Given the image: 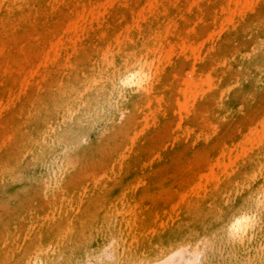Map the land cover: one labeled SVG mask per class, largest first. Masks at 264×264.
<instances>
[{"label": "rangeland", "instance_id": "1", "mask_svg": "<svg viewBox=\"0 0 264 264\" xmlns=\"http://www.w3.org/2000/svg\"><path fill=\"white\" fill-rule=\"evenodd\" d=\"M74 1L72 6L69 0H0V264H27L24 257L34 252L42 236L51 251L57 252L54 264H62L72 244L86 234L91 235V251L79 250V264H106L115 233L125 239L135 234L139 246L151 250L146 243L149 238H159L184 219L189 221L186 243L194 241V253L189 252L190 246L180 247V253L189 257L174 264H264V202L254 199L251 189L235 190L228 183L232 170L242 175L244 160L258 162V157L262 158L264 1L253 0L250 11L232 16L229 27L196 50L190 69L183 62L165 59L164 46L143 55L147 72L157 74L169 87L170 118L160 117L159 123L146 116L141 118V123L148 126L142 133L136 132L140 140L133 144L132 139L131 150L125 152L124 146L114 159L121 173H110V161L92 162L90 158L71 164L70 174L66 175L62 167L67 160L63 161L57 152L38 164L24 145L31 127L45 118L43 109L53 120L50 122L55 121L53 99L63 90L64 71L76 76L75 81L82 78L81 74L89 76L93 72L87 69L98 50H80L70 60L60 55L53 62L47 61L42 52L43 44L64 37L73 7L84 3L88 8L98 0ZM191 1L168 3L173 9H187ZM220 3L206 0L200 5L202 13L215 11ZM169 8L168 19L173 22ZM110 14L115 20L119 12ZM191 22L189 15L183 20L186 26ZM211 27V19L204 15L198 22L199 35L207 39ZM254 40L263 41L261 52H254L259 53L255 62L251 52ZM162 41L166 44L164 38ZM235 70L241 72L242 80ZM37 71L42 77L37 78ZM235 76L238 79L233 82ZM185 79L190 80L187 85ZM189 91L192 94L186 96ZM113 119L115 115L101 117L95 140H103L114 131ZM124 121L126 118L120 116L117 124ZM184 122L188 125L182 126ZM132 123H140L138 116L132 117ZM70 128L65 130L69 132ZM62 147L59 145V150ZM261 164L254 185L263 187L264 192ZM114 182L123 191L109 188ZM100 197L116 207L106 204L103 212L85 216L87 203ZM121 205L125 211L130 205H136V212L141 211L128 231L121 225L127 218ZM236 211L245 212L249 220L240 238L232 237L229 226L222 224ZM69 221L80 222L76 237L67 228ZM104 222L111 227L106 230ZM97 231L102 233L98 235ZM55 237L62 244L60 250ZM116 243V250L121 252L123 244L120 240Z\"/></svg>", "mask_w": 264, "mask_h": 264}, {"label": "bare ground", "instance_id": "2", "mask_svg": "<svg viewBox=\"0 0 264 264\" xmlns=\"http://www.w3.org/2000/svg\"><path fill=\"white\" fill-rule=\"evenodd\" d=\"M69 1L72 2V6L75 5L74 0ZM252 1L221 0L219 7H215V11L206 10L207 14L202 13L203 10L200 7L206 3V0H192V4L187 9H173L172 4L168 3L171 0H98L93 1L88 8L84 6V3H82L83 6L73 7V17L63 30L64 37L57 42L50 40L43 44L42 52L47 61L53 62L57 61L56 59L60 55L70 60L80 50H98V55L92 58L94 63L87 69H92L93 72L89 76L81 74L82 78L75 81L76 76L69 75L65 73L66 70L64 71L61 79L63 90L53 99L55 110L52 114L55 121L50 122L53 120L49 118V113L43 109L42 113L45 118L31 127L30 137L24 145V149L31 152L32 158L38 164L50 160L52 155L57 152L63 161L67 160L62 167L63 173L66 175L70 174L71 164H80L82 160L90 158L93 159L92 162L110 161L113 164L110 167V173L112 175L121 173L122 170L118 169L117 164H114V159L116 156L118 159L124 146L125 152L131 150L132 139L133 144L137 139L140 140L139 135H135L136 132L139 130L142 133V129L148 126L146 122L141 123V118L144 120L146 116V118L155 121L160 117L169 119L172 112L167 107V99L170 96L169 87L164 86L161 78H157V74L147 72L143 55H146L150 50L164 46L166 49L165 59L169 62H183V65L190 69L194 65L193 57L196 50L205 46L217 33H222L225 26L229 27L233 21L232 16L239 15L238 17H240L250 11ZM175 2L173 3L176 5ZM169 7H171L173 22L168 19L170 16ZM114 11L119 14L115 20H111L110 13ZM188 15L191 16L192 22L186 26L183 24V20ZM204 15L212 21L207 39L199 35L198 29V22ZM162 38L165 39L166 44L163 43ZM253 42L251 52H253L252 60L255 62V57L258 58L261 52L263 41L254 40ZM59 47L63 54L59 52ZM255 50L259 52L256 55H254ZM70 69L67 66V72ZM36 74L37 78L42 77L39 71ZM236 76L240 80L243 79L241 72H237ZM236 76L233 77V82H236L235 78L238 79ZM183 82L187 85L190 80L185 79ZM244 87L246 88V85ZM191 94L189 91L186 96ZM181 100L179 99V102ZM179 102H177V105L179 104L177 107L181 108V102ZM106 115H115V119L112 120L114 131L105 139L97 141L94 139L95 129L101 117ZM120 116L126 118V121L121 125L117 124ZM135 116L140 119L139 124L132 123V117ZM162 119L157 122L159 123ZM185 125H188L187 122L182 124V126ZM68 126L71 127L69 132L65 130ZM126 140L127 144H125ZM59 145L63 146L60 150ZM261 148V160L260 157H258V162L244 160L242 175L238 173L239 171L232 170L228 177V183L232 184L235 190H238L239 187V191L251 189V192L254 193L253 198L258 202H264L260 196L264 197L263 187L254 185L258 181L255 176L259 172L260 163H262L261 170L264 172V144L263 146L261 144ZM215 170L214 168L213 172ZM80 171L84 174V168H81ZM130 173L132 174L131 171ZM109 188L113 191L115 189L123 191L117 182H114ZM93 198L85 206V216L103 212L106 209V204H108L107 207H116L115 204L107 203L108 200L103 197ZM121 208L125 211L122 205ZM136 209V205H130L124 212L127 215V218L121 221L124 231H128L131 221L136 223L137 215H141V211L136 212ZM114 213H118V211H114ZM188 222V219H184L169 232L162 233L159 238H149L146 243L149 244L151 250L140 247V241L135 234H128L125 239L115 233L113 235L114 248L106 264H174V261L178 263L180 258L187 260L189 255L180 253L179 248L190 246L189 252L194 253L192 246L194 241L186 243L185 238ZM224 223L229 226L230 234L234 238L242 237V231H247L249 226L246 213L241 211L233 212L228 221H222V224ZM66 225L70 231H73L71 235L75 236L77 233L75 230L79 228L80 222L69 221ZM102 227L107 230L111 226L107 227V222H104ZM101 231H97V234L100 235L104 232ZM90 237V234L79 236L67 252L62 264H79V250L81 248L90 250ZM55 240L57 241V250H60L62 244L57 237ZM118 240L123 244L121 252L116 250L118 245L116 241ZM56 253L51 251L48 242L42 236L34 252L32 251L29 256L26 255L24 260L27 261V264H37L36 259L46 261L47 264H54L57 263ZM190 260L192 261V258L189 259V263Z\"/></svg>", "mask_w": 264, "mask_h": 264}]
</instances>
